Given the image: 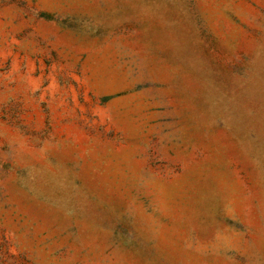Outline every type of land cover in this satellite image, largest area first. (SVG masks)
<instances>
[{"label":"rangeland","instance_id":"1","mask_svg":"<svg viewBox=\"0 0 264 264\" xmlns=\"http://www.w3.org/2000/svg\"><path fill=\"white\" fill-rule=\"evenodd\" d=\"M0 264H264V0H0Z\"/></svg>","mask_w":264,"mask_h":264}]
</instances>
